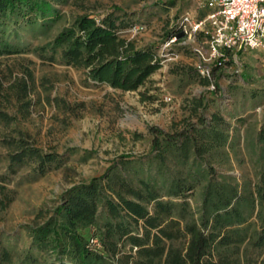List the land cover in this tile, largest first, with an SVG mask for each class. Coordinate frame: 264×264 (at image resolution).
I'll return each instance as SVG.
<instances>
[{
  "label": "rangeland",
  "instance_id": "1",
  "mask_svg": "<svg viewBox=\"0 0 264 264\" xmlns=\"http://www.w3.org/2000/svg\"><path fill=\"white\" fill-rule=\"evenodd\" d=\"M55 7L58 16L45 23L0 24V39L18 49L0 55V111L5 114L0 119V248L10 252L13 263L30 250L42 257V264H59L32 248L28 228L49 218L63 192L112 165L135 184L150 180L159 199L177 203L183 199L165 195L175 176L190 183L224 174L233 176L239 188L249 182L255 191L261 185L264 160L257 135L264 127V49L228 53L226 66L206 80L209 75L201 67L210 71L214 64L196 52L201 48L206 58L205 35L187 37L180 25L185 13L193 20L204 15L194 0H64ZM110 13L118 17V35L139 49L150 48L160 60L161 67L136 90L92 81L85 69L65 65L60 51L49 60L50 50L40 49L76 17ZM213 113L224 122L218 129L225 142L198 151L195 147L208 141L203 125ZM152 126L197 139L196 144L190 141L186 164H181L178 142L158 168L151 152ZM198 129L203 132L197 134ZM18 143L54 153L55 161L43 170L34 159L13 163ZM125 154L128 161L122 158ZM206 167L214 173L203 175ZM201 192L202 184L184 192L194 218ZM240 252L246 264H264V245L243 244ZM63 264L71 263L64 258Z\"/></svg>",
  "mask_w": 264,
  "mask_h": 264
},
{
  "label": "trees",
  "instance_id": "2",
  "mask_svg": "<svg viewBox=\"0 0 264 264\" xmlns=\"http://www.w3.org/2000/svg\"><path fill=\"white\" fill-rule=\"evenodd\" d=\"M63 1L0 0V24L51 21L58 16L55 5ZM117 20L111 13L99 18L82 14L40 49L50 50L49 60L60 51L65 65L85 69L92 81L122 91L136 90L161 67L160 60L150 48L139 49L132 40L118 35ZM17 52L0 39V55ZM224 66L226 61L217 62L204 78L210 80ZM0 119L5 120L1 111ZM210 120L203 125L208 128V141L197 145L198 151L214 142H225L222 129H218L224 123L221 117L213 113ZM200 129L194 131L201 134ZM148 130L158 168L164 166L165 154L178 142L181 164H186L190 141L196 144L197 139L187 132L169 134L153 126ZM257 142L259 158L264 160V127ZM16 147L18 151L11 155L13 163L34 159L43 170L56 158L54 153H42L23 143ZM122 158L128 161L130 155ZM213 173L207 167L202 171L203 175ZM261 173L264 175V167ZM233 180V176L222 174L185 183L183 177L175 176L168 182L165 195L183 199L177 203L159 199L157 186L150 180L137 179L135 184L112 165L101 175L63 192L49 218L28 228L31 246L59 264L64 258L71 264H246L241 246L264 245V176L255 191L250 190L249 182L239 188ZM201 184V208L194 218L188 212L184 192H192ZM95 226L97 231H92ZM125 243L129 245L126 249ZM41 258L29 250L13 263L10 252L0 248V264H42Z\"/></svg>",
  "mask_w": 264,
  "mask_h": 264
},
{
  "label": "built area",
  "instance_id": "3",
  "mask_svg": "<svg viewBox=\"0 0 264 264\" xmlns=\"http://www.w3.org/2000/svg\"><path fill=\"white\" fill-rule=\"evenodd\" d=\"M204 15L199 19L185 13L180 25L183 35L203 33L206 58L214 65L228 60V53L264 49V0H194ZM209 75V68L201 67Z\"/></svg>",
  "mask_w": 264,
  "mask_h": 264
}]
</instances>
